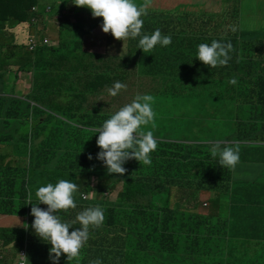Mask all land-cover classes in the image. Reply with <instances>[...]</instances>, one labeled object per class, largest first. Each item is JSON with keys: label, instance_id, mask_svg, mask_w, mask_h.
<instances>
[{"label": "trees", "instance_id": "obj_1", "mask_svg": "<svg viewBox=\"0 0 264 264\" xmlns=\"http://www.w3.org/2000/svg\"><path fill=\"white\" fill-rule=\"evenodd\" d=\"M50 3L0 0V214L24 218L22 226L0 227V247L15 254L25 249L27 264H53L51 245L31 227L27 202L31 193L37 204L40 186L64 179L78 191L77 207L57 213L62 222L96 206L105 219L90 227L78 258L68 262L65 254L59 264H264V181L234 180L233 170L212 158L210 143L191 141L194 131L183 126L194 123L206 132L232 126L226 137L249 142L239 156L264 164V23L248 28L241 21L242 0H148L142 34L160 29L172 43L144 53L139 37H129L126 53L101 54L90 44L103 18L72 0H58L48 13ZM37 14L46 17L35 23ZM52 14L58 16L51 20ZM19 25L27 28L24 38ZM213 40L232 44L227 65L211 68L196 58L198 45ZM21 73L29 74L27 92L8 81ZM117 81L127 89L111 97L107 89ZM137 94L153 97L157 148L150 165L132 159L123 175L109 174L97 159L95 129ZM180 102L197 115L179 113L164 134L163 118ZM6 149L14 152L9 159Z\"/></svg>", "mask_w": 264, "mask_h": 264}, {"label": "clouds", "instance_id": "obj_2", "mask_svg": "<svg viewBox=\"0 0 264 264\" xmlns=\"http://www.w3.org/2000/svg\"><path fill=\"white\" fill-rule=\"evenodd\" d=\"M72 3L78 7L90 9L94 18L102 17L103 32L111 33L115 39L124 42L129 37L132 39L139 37L137 47L144 53L151 52L157 44L168 46L172 43L171 36L162 35L160 29H156L151 35L142 34L141 17L147 15L148 0H145L142 5H138L135 0H72ZM232 49L230 42L224 44L213 40L210 45L207 43L198 45L196 58L211 68L225 66L231 59L229 52ZM235 82L234 79L230 81L233 84ZM122 89L126 90L127 85L117 81L107 89V92L111 97H116ZM152 101L151 95L137 94L130 103L122 106L105 120L101 127L95 129V132L99 133L96 143L101 149L97 159L104 163L109 174L123 175L127 172L123 165L132 159L140 164H151L150 154L156 150L158 142L151 130L143 131L141 127L154 121ZM206 142L211 145L212 158L218 156L219 165L230 170H234L240 162V144H249L247 139L239 141L237 138H228L224 135H217ZM92 158L90 154L89 159ZM77 191V184L61 179L55 184L48 183L36 190L37 204L31 202V193L28 196L27 204L32 205L31 215L35 218L31 227L39 238L51 245L49 259L53 264H59L60 257L65 254L68 262L78 258L81 248L89 238L90 227L99 228L105 219L103 210L96 206L79 212L71 223L62 222L57 213L77 207L74 200V193ZM207 196L203 198L205 201ZM40 204L47 205V209L40 208ZM205 204L208 206L207 202H204V207ZM77 222L80 227L69 232L72 225ZM21 256L27 258L22 254ZM92 264H102V262L96 260Z\"/></svg>", "mask_w": 264, "mask_h": 264}, {"label": "rangeland", "instance_id": "obj_3", "mask_svg": "<svg viewBox=\"0 0 264 264\" xmlns=\"http://www.w3.org/2000/svg\"><path fill=\"white\" fill-rule=\"evenodd\" d=\"M57 1L58 0H52V3H50V5L46 7V11L48 10V13L49 12L50 13L53 12L51 10V5L55 4ZM136 1L143 2L145 0H135V2ZM32 9L34 11L37 10L35 6ZM243 12H244L245 20L246 21L251 20V18L248 17V15H247L248 11L244 10ZM52 15L53 16L51 17V20H53V18H55L54 16H58V14L57 15L52 14ZM261 15H262V13H261ZM39 16H41L42 18L46 17L45 14H37V16L34 18L33 22L37 23ZM73 18L75 19L74 16H73ZM41 25H42V23L40 24V26ZM36 28H38V27L36 26ZM48 28H49V30H51L54 33H56V23L54 21L49 22ZM34 29H35V25H34ZM94 32H95V39H94V42L92 44H90L91 47L94 49V51H96L98 53H101V54H103L104 52L124 54L128 50V46H127L126 40L123 42L122 40L115 39L114 36L111 35V33H108V34L104 33L101 26L96 28L94 30ZM19 34H20V36L22 38L26 37L27 28L25 26L19 25ZM45 38H47V37L43 38V42L47 43L48 41H45ZM89 48H90V46H89ZM8 67L11 68V70L15 71V66L14 65L13 66H7L6 65V68H8ZM8 81L10 83H12L14 86L16 84L17 85L16 89H20L23 92H27L29 90L30 85H31L30 80H29V74L25 75V74L21 73V74H19V79H15V77H13L11 75V79H9ZM5 90H7L6 92H8V88L7 87L5 88ZM186 104H187V102H180L179 106L176 108L177 110H174L173 112L168 113L167 115L164 116L163 121L161 123V126L163 127L162 131H163L164 134L169 132L171 127H174V126L177 125V120H178L177 117H179V113H180L181 116H195V115H197L196 113H193L192 111H189L188 110L189 107L185 106ZM184 110L187 111V113ZM183 126L187 127V128H190L192 131H194L193 136H195V137L191 141L201 140V141H205L206 142L207 140H209V139H211V138H213V137H215L217 135L227 136V135H229L230 132H232V131H233V133L235 132L234 131V127H232V126H231L230 130L227 127L221 126V127H218L213 132H206L205 128L199 127V126H197L194 123H189V124L183 125ZM152 127H153V123H150L147 126H143L141 128V130H143V131L151 130L153 132V134H154V131H153ZM199 130H200V132H199V134H197ZM195 134H197V135H195ZM231 136H233V134ZM177 138H181V137H177ZM6 150H7V153H8L7 154L8 155L7 159H9L10 157H12L14 155V152H11L8 149H6ZM240 156H241V160L242 161H246L247 159H249L248 156L246 154H244V153H241ZM3 161L4 160H1V162H3ZM203 181H205L204 178H203ZM121 187H122V185L120 183L117 184L115 190L110 193L109 197L111 199H115L116 196H117V193L121 189ZM92 195H93V193H90V196H92ZM201 197L202 198H206V195H202ZM205 207H207L206 204H205ZM23 223H24V218L22 216H19V215H7V214L6 215H1L0 214V227H7V226H11V227L17 226L18 227V226H22ZM5 253L14 254V256L6 257ZM16 256H18V253L15 254L13 251H10V247H7V248L0 247V258L1 259L9 258L8 262L3 263V264H15ZM0 264H2V263L0 262ZM16 264H17V262H16Z\"/></svg>", "mask_w": 264, "mask_h": 264}, {"label": "crops", "instance_id": "obj_4", "mask_svg": "<svg viewBox=\"0 0 264 264\" xmlns=\"http://www.w3.org/2000/svg\"><path fill=\"white\" fill-rule=\"evenodd\" d=\"M244 10L248 11L247 15L251 18V20H245L243 12ZM238 15L241 17V21L248 28L259 26L261 23H264L262 21V19H264V0H242L241 10ZM245 146L246 144H240V148H243ZM257 177H259V182L264 181V164L260 162H249L241 160L233 170L234 180H239L242 182L253 181Z\"/></svg>", "mask_w": 264, "mask_h": 264}, {"label": "built area", "instance_id": "obj_5", "mask_svg": "<svg viewBox=\"0 0 264 264\" xmlns=\"http://www.w3.org/2000/svg\"><path fill=\"white\" fill-rule=\"evenodd\" d=\"M30 41H32V42H34L36 44V40L33 39V38H30ZM45 41H49V39L45 38ZM85 196L87 197L88 195L85 194ZM21 254L24 255V256H26V250L25 249H22L19 252V258H18L17 264H27V258L22 257Z\"/></svg>", "mask_w": 264, "mask_h": 264}]
</instances>
